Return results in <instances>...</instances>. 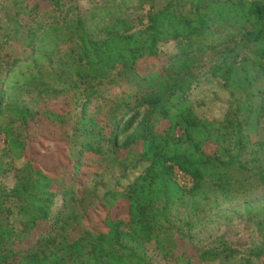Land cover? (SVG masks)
Masks as SVG:
<instances>
[{
	"label": "trees",
	"instance_id": "trees-1",
	"mask_svg": "<svg viewBox=\"0 0 264 264\" xmlns=\"http://www.w3.org/2000/svg\"><path fill=\"white\" fill-rule=\"evenodd\" d=\"M68 11L58 17L62 24L33 19L30 54L13 59L0 76L1 83L17 84L0 90L4 149L27 159L14 186L0 188V264H148L143 251L151 242L166 260H178L181 226L174 217L187 197L210 186L233 201L264 185V140L253 138L264 123V0H106L95 9L102 17H69ZM170 42L177 49L163 52ZM206 55L214 56L209 72L231 89L235 106L220 119L198 115L188 100ZM145 58L155 61L142 71ZM104 93L132 96L110 105L117 115L104 119L91 110ZM44 97L63 99L55 103L59 108L29 109ZM41 114L62 126L75 117L54 173L27 154L31 120ZM103 141L114 153L140 145L138 161L146 165L124 189L100 197L77 177L87 154L105 153ZM61 168L69 169L62 179ZM60 194L62 208L53 213ZM99 205L106 211L102 230L87 224ZM121 206L126 215L113 216ZM238 253L221 243L201 249L199 257L216 261ZM261 255L253 250L247 262Z\"/></svg>",
	"mask_w": 264,
	"mask_h": 264
},
{
	"label": "rangeland",
	"instance_id": "rangeland-1",
	"mask_svg": "<svg viewBox=\"0 0 264 264\" xmlns=\"http://www.w3.org/2000/svg\"><path fill=\"white\" fill-rule=\"evenodd\" d=\"M60 7L56 8L53 0H0V76L7 69V65L15 58H23L30 54L27 47V25L32 20L42 19L45 22L62 24L59 17L61 13L69 10V17L77 14L102 17L95 9L106 0H58ZM177 49L175 42L162 45L163 52H174ZM154 59H141L139 69L145 70L153 66ZM214 61V56L206 55L199 63L195 74L198 78L189 96V104L195 108L198 115L208 118H222L225 111H231L235 106L230 105L231 89L224 87L219 77L211 75L210 64ZM259 84H264L261 81ZM105 86L102 85V89ZM127 87V85L125 86ZM17 88L16 80L11 79L10 85L1 83L0 90L4 91ZM124 89V86L122 87ZM135 89V87L133 88ZM132 93V92H131ZM12 95V92H11ZM13 95L17 96L14 92ZM48 96V95H46ZM132 95L109 96L104 93L103 100H96L92 104L91 110L99 118L108 119L112 115H117V111L112 110L110 105H119L126 98ZM6 95V101L9 100ZM26 95H21L20 99ZM238 101H243L241 93L235 95ZM260 96L254 98V102L259 101ZM61 98L44 97L38 102H32L29 109L40 108L41 110L50 108ZM63 99V98H62ZM61 99V100H62ZM264 99V92H263ZM11 100V99H10ZM4 100V102H6ZM64 101V100H63ZM106 103L107 106H106ZM23 104V103H22ZM25 104V103H24ZM236 104V102L234 103ZM27 105V104H26ZM59 108V104L53 105ZM44 112V111H43ZM77 112L74 106L72 114ZM5 122L6 119H4ZM75 117L68 118L64 126L56 124L48 116L41 114L31 120L30 129L27 133L28 145L27 154L35 159V166L46 169L54 173L57 169V160L66 154L64 146H67L68 133L74 135L76 126ZM133 129V128H132ZM131 129V131H132ZM178 134L181 130H177ZM3 135L0 134V188L11 189L16 182L17 169L21 168L27 161L25 157L16 158L9 149H4ZM255 141L264 140V123L257 133L253 135ZM104 143L105 153L99 157L87 154L85 164L80 175L77 177L78 184L89 190H94L102 197L108 190L124 189L138 175L146 165L139 162V150L133 147L124 149L117 153L110 151L106 142ZM215 147L208 145V148ZM136 163V164H135ZM69 169H58L61 179ZM245 197V196H244ZM238 197L233 201L225 200L222 193H219L210 186L204 192L197 193L195 197H187L183 206H177V215L174 220L181 226L177 235V248L181 254L178 260H166L156 247L155 242L147 243L144 253L147 256L148 264H264V185L254 187L248 192L246 198ZM63 197L60 194L55 200L53 213H58L62 208ZM219 203V205H216ZM10 203L8 202V204ZM17 213V210L15 211ZM87 224L93 229H104L103 218L106 215L104 208L99 205L90 213ZM126 215L125 207H120L113 212V216L120 218ZM189 221L193 229L185 222ZM46 223L40 225L38 230L46 229ZM221 243L229 245L239 250V253L232 259H218L216 261H201L199 254L201 249L218 246ZM256 249H261L260 257H252L251 262H247L249 254Z\"/></svg>",
	"mask_w": 264,
	"mask_h": 264
}]
</instances>
